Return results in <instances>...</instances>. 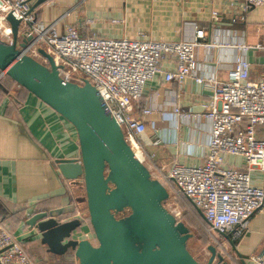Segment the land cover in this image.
Segmentation results:
<instances>
[{
	"label": "crops",
	"instance_id": "crops-1",
	"mask_svg": "<svg viewBox=\"0 0 264 264\" xmlns=\"http://www.w3.org/2000/svg\"><path fill=\"white\" fill-rule=\"evenodd\" d=\"M33 11L37 20L53 24L58 33L71 25L89 36L179 41L191 39L195 27L204 30L201 42L209 46L196 47L192 75L183 82H149L131 110L146 128L138 140L143 163L152 178L168 182L171 190L174 181L166 177L171 166H200L206 161L210 121L204 114L213 94L207 79L227 81L238 58L250 63L252 80L264 78V5L251 6L245 0H47ZM169 62L171 66L175 60ZM144 109L151 113L143 115ZM262 134L258 126L257 136ZM79 156L77 135L68 121L31 93L21 92L16 83L0 81V221L22 241L35 264H56L58 257L29 237L25 220L32 213L74 202L80 189L62 177L56 160ZM223 162L247 170L240 156L225 155ZM250 176L260 185L264 172L253 169ZM79 205L64 218H76L81 211L74 237L92 241L86 211ZM263 238L264 213L255 212L248 231L234 242L240 254L237 264L241 259L251 264L248 258L260 252Z\"/></svg>",
	"mask_w": 264,
	"mask_h": 264
},
{
	"label": "built area",
	"instance_id": "built-area-1",
	"mask_svg": "<svg viewBox=\"0 0 264 264\" xmlns=\"http://www.w3.org/2000/svg\"><path fill=\"white\" fill-rule=\"evenodd\" d=\"M245 1L251 6L264 5V0ZM31 6L29 0H0V39L12 43L11 26L6 20L10 13L19 21L18 40L29 37L21 50L48 66L38 52V48H43L52 57L63 82L82 85L87 80L143 162L138 139L146 128L141 119L132 116V106L142 97L149 82L158 78L183 82L192 75L196 47L209 46L201 42L204 30L195 27L191 39L179 41L89 36L71 25L58 33L53 24L45 25L37 20ZM170 59L175 60L171 66ZM167 62L170 68L166 67ZM250 67L245 58H238L228 70L227 81L207 79L213 84V94L210 108L204 114L210 121L206 161L200 166L174 164L166 174L174 181L177 192H168L165 208L181 220L182 211L175 202V193L183 194L201 212L209 232L228 234L232 242L248 231L255 212L264 213V179L255 185L250 176L253 169L264 172V78L252 80ZM196 80L202 81L199 77ZM150 113L149 109L143 110V115ZM258 126L263 129L259 137ZM225 155L242 157L247 170L225 165ZM80 212H76V218L82 220ZM248 261L264 264V238L260 252ZM0 264H35L22 241L1 222Z\"/></svg>",
	"mask_w": 264,
	"mask_h": 264
},
{
	"label": "water",
	"instance_id": "water-1",
	"mask_svg": "<svg viewBox=\"0 0 264 264\" xmlns=\"http://www.w3.org/2000/svg\"><path fill=\"white\" fill-rule=\"evenodd\" d=\"M29 1L34 9L47 0ZM6 20L12 43L0 39V77H10L68 121L80 152L78 159L56 160L62 177L80 189L74 202L28 216L29 237L50 255L72 251L74 264H237L240 254L228 234L214 237L204 260L192 255L187 248L191 232L164 206L167 188L137 158L98 91L87 80L63 82L43 48L38 52L48 66L24 53L29 37L19 41V21L10 13ZM81 203L95 242L75 238L81 221L64 218Z\"/></svg>",
	"mask_w": 264,
	"mask_h": 264
},
{
	"label": "trees",
	"instance_id": "trees-1",
	"mask_svg": "<svg viewBox=\"0 0 264 264\" xmlns=\"http://www.w3.org/2000/svg\"><path fill=\"white\" fill-rule=\"evenodd\" d=\"M3 80L9 81L11 83H15L10 77L6 75H3L0 77V81H3ZM21 92L25 94L28 91L25 88L21 87ZM15 101H17L18 103H21V100L19 98H15ZM173 192H177L175 187L173 189ZM71 199L73 200V196L71 197ZM175 202L180 207V209H182L181 211L184 210L181 221L184 222V224L188 227L190 232H191L190 229H193L194 234L192 232L191 234L192 236L194 235V237H196L195 240L198 242V244L202 245L203 247H206L209 244V240L207 236L211 234L213 237H215L218 233L217 232H210V234L207 233L206 230L208 228V223L198 213L193 203L183 194L175 193ZM19 214L21 215L24 214V209H21L19 211ZM70 263H75V258H74V254L72 251H68L66 254L62 256H58L57 262H56V264H70Z\"/></svg>",
	"mask_w": 264,
	"mask_h": 264
},
{
	"label": "rangeland",
	"instance_id": "rangeland-1",
	"mask_svg": "<svg viewBox=\"0 0 264 264\" xmlns=\"http://www.w3.org/2000/svg\"><path fill=\"white\" fill-rule=\"evenodd\" d=\"M166 184V188L170 191V192H173V190H171L169 186V183L168 182H163ZM168 185V186H167ZM168 191V192H169ZM83 206L85 207V204H83ZM181 206V205H180ZM85 209V208H84ZM182 210V209H181ZM86 211V209H85ZM87 213V212H86ZM184 213V210L182 211V215ZM183 217V216H182ZM191 232L194 234L193 232V229H190ZM207 233L210 234V230L209 228H207ZM208 237V240H209V243H214V241L212 239L215 240V238L210 234L207 236ZM196 237H194V235L192 236V238L189 239L188 243H187V248L188 250L192 253V255L194 257H196V259L198 260H204L208 255H207V249L206 247H203L202 245H199L198 242L195 240ZM92 242H95L94 239H92ZM207 255V256H206Z\"/></svg>",
	"mask_w": 264,
	"mask_h": 264
},
{
	"label": "bare ground",
	"instance_id": "bare-ground-1",
	"mask_svg": "<svg viewBox=\"0 0 264 264\" xmlns=\"http://www.w3.org/2000/svg\"><path fill=\"white\" fill-rule=\"evenodd\" d=\"M135 153V152H134ZM135 155L137 156V158H139V155L135 153Z\"/></svg>",
	"mask_w": 264,
	"mask_h": 264
}]
</instances>
